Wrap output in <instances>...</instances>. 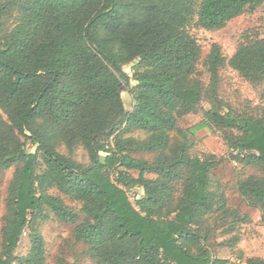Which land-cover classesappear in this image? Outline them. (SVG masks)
I'll return each instance as SVG.
<instances>
[{
	"label": "trees",
	"instance_id": "obj_1",
	"mask_svg": "<svg viewBox=\"0 0 264 264\" xmlns=\"http://www.w3.org/2000/svg\"><path fill=\"white\" fill-rule=\"evenodd\" d=\"M258 1L0 0V173L14 168L0 264H47L40 223L50 214L74 225L96 264L227 263L208 245V221L239 211L213 182L223 158L193 155L191 141L204 127L221 131L229 157L260 170L238 191L264 208V111H222L219 96L226 64L264 82V37L241 43L230 59L213 43L206 84L198 70L202 48L188 26L196 2L197 25L218 30ZM124 91L133 98L130 110ZM202 101L210 104L203 120L181 128L179 119L197 113ZM134 130L146 137L131 136ZM62 145L82 146L90 163ZM135 152L157 155L149 161ZM137 187L143 193L132 200ZM53 188L79 201L84 217ZM25 233L30 250L18 257Z\"/></svg>",
	"mask_w": 264,
	"mask_h": 264
},
{
	"label": "rangeland",
	"instance_id": "obj_2",
	"mask_svg": "<svg viewBox=\"0 0 264 264\" xmlns=\"http://www.w3.org/2000/svg\"><path fill=\"white\" fill-rule=\"evenodd\" d=\"M194 8L193 21L188 26V30L202 48L198 70L202 80L208 84L209 73L204 62L213 43H218L224 56L230 59L241 43L250 38L264 37V0H259L255 6L246 8L240 15L229 21L224 28L218 30H207L198 26L196 23L198 2L195 3ZM12 25V21H8L6 29L11 28ZM124 69L132 76L131 65L125 66ZM219 74V96L223 104L222 111H225L226 108L259 114L264 111V82L253 83L243 78L238 71L228 64L220 69ZM122 97L126 109L130 110L133 105L132 95L128 91H124ZM209 108L210 104L207 101H202L197 113L188 114L179 119V126L183 129L195 126L203 120L204 111ZM130 135L143 139L146 137V132L134 130ZM191 142L193 155L214 154L217 158H223V161L213 171V182L224 190L228 198V205L239 211L236 217H231L227 221L215 218L208 221V226L212 229L208 245L213 255L226 260V264H247L249 258L256 257L264 260V223L262 221L264 208L252 205L251 201L244 198L238 191L241 180L250 175H260V170L233 161L229 157L231 151L223 139V133L214 126L196 130ZM26 147L30 150L35 148L30 141L26 142ZM59 149L84 165L90 163L87 152L82 146H78L72 151L64 145L60 146ZM156 155L157 153L153 152L134 153V156L149 161H153ZM13 174L14 168L0 173V249L1 230L6 214L7 191ZM133 174L138 175L135 171ZM153 176L148 174V177ZM174 185L179 186V182L176 181ZM50 192L61 196L67 205L80 213L81 218L84 217L79 201L55 188L51 189ZM142 193V189L137 187L130 192V196L134 200L135 194L140 195ZM73 228V224L61 222L53 214H50L47 220L40 223L45 242L47 264H96V261L89 255L88 246L75 239ZM27 233L23 235L16 251L18 257L27 255L30 250L31 242ZM16 264L20 263L17 262Z\"/></svg>",
	"mask_w": 264,
	"mask_h": 264
}]
</instances>
